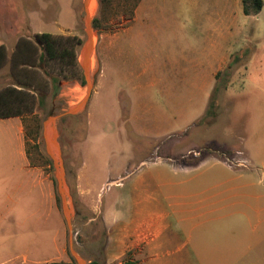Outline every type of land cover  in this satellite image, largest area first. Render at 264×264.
I'll list each match as a JSON object with an SVG mask.
<instances>
[{
	"label": "rangeland",
	"instance_id": "obj_1",
	"mask_svg": "<svg viewBox=\"0 0 264 264\" xmlns=\"http://www.w3.org/2000/svg\"><path fill=\"white\" fill-rule=\"evenodd\" d=\"M89 1L0 0V30L10 25L19 41L34 42L36 32L78 37L82 40L79 64L87 39L86 16L92 34L89 82L85 76L84 84L62 80L56 90L44 70L57 75L60 63L48 62L42 69L38 58H25L29 64L7 58L11 78L0 74V91L14 86L15 76L23 83H34L24 88L22 115L41 121L38 138L26 136L27 174L15 131L0 124V264L71 261L75 260L72 250L84 264L140 259L143 256L138 255V247H132L129 227L133 220L143 221L151 214L161 217L162 231L144 264H168L166 248L195 246L196 229L184 222L193 214L181 204L207 197L217 184L219 198H226L223 182L232 174L220 161L240 170L264 167L258 157L264 153V58L260 52L232 75L229 92L218 86L210 106L201 112L189 104V96L145 87L150 79L138 73L146 70V58H115L113 32L123 17H129L135 0H109L103 7L99 0ZM94 18L100 20L97 27ZM257 25H264V15ZM62 26L70 29L60 30ZM36 49L38 56L42 50ZM136 84L142 86L133 88ZM39 92L47 95L41 105ZM87 97L85 104L66 114ZM32 127L27 122V128ZM49 128L54 129L63 159L64 203L71 214L72 240L56 167L47 152L44 132L51 137ZM247 178L234 185L248 182ZM188 258L193 262L194 256Z\"/></svg>",
	"mask_w": 264,
	"mask_h": 264
},
{
	"label": "crops",
	"instance_id": "obj_2",
	"mask_svg": "<svg viewBox=\"0 0 264 264\" xmlns=\"http://www.w3.org/2000/svg\"><path fill=\"white\" fill-rule=\"evenodd\" d=\"M262 15L264 3L259 13L246 14L243 0H140L113 32L115 58H146V70L138 73L150 79L145 87L189 96V104L204 112L218 86L228 91L237 70L258 52L264 58V25H257ZM251 26L254 29L250 32ZM64 29L70 28L62 26L60 30ZM254 33L258 38L253 39ZM19 39L10 25L1 28L0 46L8 51V62ZM8 65L0 74L10 79ZM0 124L15 131L17 152L27 163V174V139L21 117L0 118ZM258 157L264 165V153ZM220 163L232 174L223 182L226 198H219L217 184L207 197L181 204L186 213L193 214L184 222L193 223L196 229L195 246L166 248L163 253L169 256L168 264H264V167L240 170L225 160ZM245 176L248 182L234 185ZM129 230L132 247H138V255L143 257L127 258L144 264L153 252L152 242L162 231L161 217L151 214L143 221L135 219ZM188 256H194L193 262Z\"/></svg>",
	"mask_w": 264,
	"mask_h": 264
},
{
	"label": "trees",
	"instance_id": "obj_3",
	"mask_svg": "<svg viewBox=\"0 0 264 264\" xmlns=\"http://www.w3.org/2000/svg\"><path fill=\"white\" fill-rule=\"evenodd\" d=\"M101 6L107 5L109 0H99ZM140 0H135L134 5L130 9L129 15L132 14L133 9L136 7ZM264 0H243L244 11L246 14H257L262 9ZM111 14V12H110ZM100 25L99 18H94L93 26L97 27ZM65 39L66 43L63 41ZM82 44V40L78 37L64 38L62 35H56L49 32H40L34 35V42L30 40H20L16 52L13 53V58L17 59V62L23 64L26 63L25 58H38V66L42 69L45 68V64L48 62H59V73L56 75L47 70L44 72L50 77L54 89L59 90V85L62 80H78L81 84H84L85 79L83 71L79 64L78 49ZM41 48L40 54L37 56L36 47ZM28 48V51L26 50ZM66 57V58H65ZM7 61V50L4 46H0V69L4 67ZM16 77L17 83L14 85L20 87L17 88L12 86L0 91V118H7L12 116L22 117L23 103L25 95L24 88L28 86H34V83L29 84L23 83L21 78ZM46 94L39 92L38 104H43ZM24 126L26 127V136H30L32 140H36L40 135L41 121L37 116H23ZM27 122L34 124V127L29 130L27 128ZM27 146V142H26ZM29 155V151H27ZM40 158L45 159L43 154H39ZM30 162L35 163L33 159L28 156ZM47 264H77L74 259L71 261H55ZM89 264H99L97 260L91 261ZM121 264H137V262L131 258L125 259Z\"/></svg>",
	"mask_w": 264,
	"mask_h": 264
},
{
	"label": "water",
	"instance_id": "obj_4",
	"mask_svg": "<svg viewBox=\"0 0 264 264\" xmlns=\"http://www.w3.org/2000/svg\"><path fill=\"white\" fill-rule=\"evenodd\" d=\"M87 3V0H86ZM85 25H86V30H87V39L82 47V52H81V60H80V66L83 70L84 76L85 78L88 80V64H89V59L91 57V45H92V34H91V27H90V21L88 19V16H86L85 18ZM90 86V83H89ZM88 97L86 99H84L82 102H80L78 105L69 108L68 112L66 114H71L72 112H74L77 108H79L80 106H82L83 104L86 103ZM46 126V124H45ZM48 126V125H47ZM46 129V127H45ZM44 129V130H45ZM46 131V130H45ZM44 136H45V140H46V145H47V152L50 155V157L53 159L55 167H56V178L58 181V186H59V192L61 195V198L63 200V212L64 215L67 219L68 225H69V229H70V240H72L73 237V233L71 232L72 228H71V214H70V210L68 209V206L64 203L65 201V197H66V185H65V173H64V166H63V159L60 156L59 153V149H58V153H54V147L52 146L51 140L48 138L47 132H44ZM72 254L75 257V261L77 264H84V262L82 261V259L80 257H78L74 250H72Z\"/></svg>",
	"mask_w": 264,
	"mask_h": 264
},
{
	"label": "bare ground",
	"instance_id": "obj_5",
	"mask_svg": "<svg viewBox=\"0 0 264 264\" xmlns=\"http://www.w3.org/2000/svg\"><path fill=\"white\" fill-rule=\"evenodd\" d=\"M89 1V0H88ZM90 2V4H91V0L89 1ZM90 6V5H89ZM89 6H88V8H89ZM90 9V8H89ZM88 9V10H89ZM49 131H50V134H51V137H49L48 136V138L51 140V143H52V146L54 147V153H58V148H57V146H56V143H55V141H54V137H55V133H54V129L53 128H49ZM48 135V134H47Z\"/></svg>",
	"mask_w": 264,
	"mask_h": 264
}]
</instances>
